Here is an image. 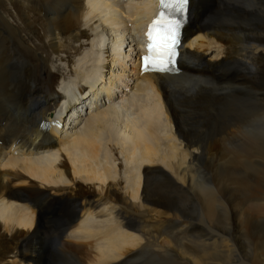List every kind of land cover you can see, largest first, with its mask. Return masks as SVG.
<instances>
[{
    "label": "bare ground",
    "instance_id": "obj_1",
    "mask_svg": "<svg viewBox=\"0 0 264 264\" xmlns=\"http://www.w3.org/2000/svg\"><path fill=\"white\" fill-rule=\"evenodd\" d=\"M190 2L170 73L136 58L157 0H0V264H228L240 243L264 264L243 238L264 237L261 187L233 174L264 158V0ZM204 155L234 167L241 219L213 260L175 195L206 190Z\"/></svg>",
    "mask_w": 264,
    "mask_h": 264
},
{
    "label": "rangeland",
    "instance_id": "obj_2",
    "mask_svg": "<svg viewBox=\"0 0 264 264\" xmlns=\"http://www.w3.org/2000/svg\"><path fill=\"white\" fill-rule=\"evenodd\" d=\"M193 15H195V13H193ZM195 17V16H194ZM132 27V26H131ZM227 89H228V84H226L225 86ZM225 88V89H226ZM93 102V100L91 101ZM89 102V104L91 103ZM94 103H92L91 105H93ZM24 120H30L29 117H25V118H22ZM68 125L65 126V129L67 128ZM217 128V129H215ZM210 129H212V131L210 132H213V134L217 131V132H220L222 130V125L221 124H218V125H214V126H211ZM216 130V131H213ZM221 129V130H220ZM208 133L207 135V138H206V144L210 142V140L213 138L212 134L211 133ZM212 136V137H210ZM209 141V142H208ZM206 158V159H205ZM216 158V159H215ZM209 159V160H208ZM258 161L255 160V162H251L248 160L245 161V163L241 164L240 165V171L238 173H235V169L233 171V166H229V165H225V161L224 159H219L218 157L216 156H212V155H204L203 158H202V161L200 162L199 164V167H203L201 168L200 167V175L204 177V180H206L207 182V188H206V192L205 191H199L198 193H196L194 196L193 194H184V193H176V197H177V203H178V206L182 209V211H184L187 215H194V217H196L197 219L203 221L204 223H202V226L204 227V232L201 231V229H198V230H192L190 231L189 233H185L184 232V235L182 236L183 237V240L185 241L186 245H188V248L190 249V252L194 253L196 256H201V255H204L205 252L203 251V248H205V244H207V249L206 251H208V254H209V258L211 260H213V255H210V254H214V253H219V256L221 255H224L225 257V254L227 253V249H228V245L227 243H224L222 245H219L218 241L219 239L222 240V238H228V236L232 233V234H236V236H239V233L237 232L238 230V226L241 222V219L239 218V216H237V214L235 213V210L237 208V197L238 196H234L235 194L233 193V191H229L228 192V187H227V182L226 181V178H227V171H233V174L234 176L235 175H238L240 176L241 174V177L245 180L246 179V184H245V188L246 190L248 191L249 189V186L256 180L258 181L259 183V186L261 187V190H262V193L260 195V198L261 200L264 201V176H263V172H264V158H259L258 157ZM205 161V162H204ZM209 161V162H208ZM261 161V162H260ZM258 162V163H257ZM214 163V164H213ZM216 163V164H215ZM260 163V164H259ZM262 163V164H261ZM204 164V165H203ZM213 164V166L211 167V165ZM252 164V165H251ZM258 164V165H256ZM210 165V166H209ZM243 165V166H242ZM251 165V166H250ZM256 165V166H254ZM218 166V167H217ZM253 166V167H252ZM230 167V168H229ZM233 167V168H232ZM247 167V168H246ZM205 168V171H203V169ZM242 168V169H241ZM245 168V169H244ZM226 169V170H225ZM258 169V170H257ZM199 170V168H198ZM208 170V171H206ZM210 170V171H209ZM217 170V172H216ZM257 170V171H256ZM212 171V172H211ZM214 171V173H213ZM243 173H242V172ZM263 171V172H262ZM219 172V173H218ZM204 173H205V176H204ZM262 173V174H261ZM219 174V175H218ZM209 178H208V176ZM213 177H212V176ZM246 175V176H245ZM258 175L260 177H258ZM217 176V177H216ZM214 178V179H213ZM208 179V180H207ZM220 179V180H219ZM224 179V180H223ZM255 179V180H254ZM212 180V181H211ZM215 180V181H214ZM252 180V181H251ZM211 181V182H210ZM251 184H250V183ZM213 184V185H210ZM209 184V185H208ZM216 184V185H215ZM219 187H218V186ZM215 186V187H214ZM209 187H213L212 189L209 188ZM216 188V189H215ZM218 188V189H217ZM212 190V192H211ZM209 191V192H208ZM246 191V192H247ZM203 193V195H202ZM216 193V194H214ZM224 193V194H223ZM181 196H180V195ZM205 194V196H204ZM214 194V196H213ZM179 195V196H178ZM216 195V196H215ZM219 195V196H218ZM186 196V197H184ZM212 196V197H211ZM200 198V199H197ZM210 197V198H209ZM229 197V198H228ZM193 198V199H192ZM196 198V199H195ZM214 198V199H213ZM210 199H212L210 201ZM190 200V201H188ZM195 200V201H193ZM197 200V201H196ZM206 200V201H205ZM248 202H251L252 200H250V198L247 199ZM193 203H192V202ZM210 201V202H209ZM198 202V203H197ZM202 202V203H201ZM219 202V203H218ZM222 202V203H221ZM211 203L213 205H211ZM221 203V204H220ZM195 204V205H194ZM192 205V207H191ZM210 207H209V206ZM197 206V207H196ZM204 206V207H203ZM213 206V207H212ZM189 207V208H188ZM195 207V208H194ZM217 207V208H216ZM219 207V208H218ZM208 208V209H206ZM232 208V209H231ZM188 209V210H187ZM221 209V210H220ZM211 213H210V211ZM199 211V212H198ZM204 211V212H202ZM213 212V213H212ZM232 212V213H231ZM202 213V214H201ZM210 213V214H209ZM216 213V214H215ZM225 213V214H224ZM205 214V215H204ZM209 214V215H208ZM230 214H233V215H230ZM203 215V216H202ZM229 215V216H228ZM211 216V217H210ZM235 216V218H234ZM203 217V218H202ZM213 217H216V218H213ZM237 217V218H236ZM209 220V221H208ZM213 220V221H212ZM217 220V221H215ZM225 220V221H224ZM218 222V223H216ZM221 222V223H220ZM239 222V223H238ZM210 223V224H209ZM217 224V225H216ZM226 224V225H225ZM224 227H223V226ZM236 225V226H235ZM210 229V230H209ZM212 231V232H211ZM263 231V230H262ZM201 232V233H200ZM207 232V234H206ZM223 232V233H222ZM195 233V234H194ZM216 233V234H215ZM222 233V234H221ZM264 234V231L262 232ZM193 234V236H192ZM224 234L226 236H224ZM187 235V236H186ZM213 235V236H212ZM214 235H217L218 237L220 236V238L217 240V243L216 244H213L212 245V242L213 239L212 237H214ZM186 236V238H185ZM189 236V237H188ZM244 237L243 238H246L249 242V245L258 249V250H261V255L264 256V237L261 238V240L257 241L254 239L253 235L249 234L247 235V237L245 235H243ZM264 236V235H263ZM188 237V238H187ZM195 237V238H194ZM240 237V236H239ZM190 238V240H189ZM187 241H186V240ZM199 239V240H198ZM207 239V240H206ZM229 239V238H228ZM198 240V241H197ZM189 241V242H188ZM194 241V242H193ZM196 242V243H195ZM202 243V244H201ZM202 247H201V246ZM211 245V246H210ZM210 246V247H209ZM245 246H243V244L241 245L238 244L237 247H236V250H235V254H236V257H235V254H233L234 256V261L232 262H228V264H246V263H249V260H248V256L246 255L247 253L244 252L243 248ZM240 250V251H239ZM223 251L225 252V254L223 253ZM237 252V253H236ZM173 254H170L168 256V259H167V262L166 264H193L192 261H187V260H183V263H182V259H176V256H172ZM259 256V255H258ZM62 258V259H61ZM64 259V260H63ZM235 259L238 261L235 263ZM70 260V261H69ZM181 260V261H179ZM59 263L60 264H64L68 262H73L74 259H72L71 257L69 258V256H63L61 255L60 256V259H58ZM171 261V263H170ZM185 261V262H184ZM187 261V262H186ZM243 261V263H242ZM246 263H245V262ZM137 263V262H136ZM152 264L150 262H140V264ZM139 264V262L137 263Z\"/></svg>",
    "mask_w": 264,
    "mask_h": 264
},
{
    "label": "snow or ice",
    "instance_id": "obj_3",
    "mask_svg": "<svg viewBox=\"0 0 264 264\" xmlns=\"http://www.w3.org/2000/svg\"><path fill=\"white\" fill-rule=\"evenodd\" d=\"M189 0H160L163 8L171 11L184 10ZM158 26H161L158 28ZM177 22L174 20H166L164 14L161 13L159 19L153 22L152 30L148 33L149 55L144 57L145 68L149 64L165 67L169 58L175 54V45L178 42L176 27Z\"/></svg>",
    "mask_w": 264,
    "mask_h": 264
},
{
    "label": "flooded vegetation",
    "instance_id": "obj_4",
    "mask_svg": "<svg viewBox=\"0 0 264 264\" xmlns=\"http://www.w3.org/2000/svg\"><path fill=\"white\" fill-rule=\"evenodd\" d=\"M132 27H133V26H132ZM136 33H137V34H135V37L138 39V36H139V30H137ZM136 43H137V41L135 42V44H136ZM127 48H128V44H127ZM136 48H137V47L134 48L135 51H136ZM132 50H133V49H132ZM134 50H133V51H134ZM135 51H134V52H135ZM135 53H136V52H135Z\"/></svg>",
    "mask_w": 264,
    "mask_h": 264
}]
</instances>
